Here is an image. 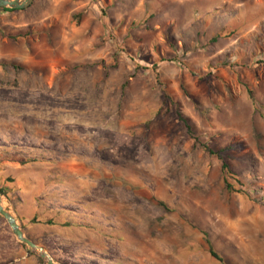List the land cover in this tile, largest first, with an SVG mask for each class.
Wrapping results in <instances>:
<instances>
[{"label": "rangeland", "instance_id": "rangeland-1", "mask_svg": "<svg viewBox=\"0 0 264 264\" xmlns=\"http://www.w3.org/2000/svg\"><path fill=\"white\" fill-rule=\"evenodd\" d=\"M0 25V195L26 237L60 264H221L205 231L264 264V0H34ZM0 264H46L1 216Z\"/></svg>", "mask_w": 264, "mask_h": 264}, {"label": "water", "instance_id": "water-1", "mask_svg": "<svg viewBox=\"0 0 264 264\" xmlns=\"http://www.w3.org/2000/svg\"><path fill=\"white\" fill-rule=\"evenodd\" d=\"M33 1L34 0H0V8L23 10L28 8L33 3ZM0 216L7 222L11 233L17 239V241L26 245L32 250H36L41 258L47 259L46 264H60L55 262L43 248L37 246L33 241L26 237L18 223L17 218L11 212H9L8 209L0 206Z\"/></svg>", "mask_w": 264, "mask_h": 264}, {"label": "trees", "instance_id": "trees-1", "mask_svg": "<svg viewBox=\"0 0 264 264\" xmlns=\"http://www.w3.org/2000/svg\"><path fill=\"white\" fill-rule=\"evenodd\" d=\"M0 11H1V12H13V11H16V10L6 9V8H0ZM0 33H1L2 35H6V32L1 28V25H0ZM0 64L3 65V66H5V65L10 66L11 68H14V69H18V68H19L15 63H12V62H10V63L1 62ZM180 119H181V121L185 124V127L187 128V131H188L190 134H192V133H193V132H192V127H191V125L189 124V122H188L186 119H184L183 117H181V116H180ZM205 149L208 150L209 153L219 156L220 159L222 158L219 152L212 151V150L209 149L207 146H205ZM221 168H222V171H223V172L225 173V175H226V177H225V179H224L226 189H227L228 191L240 192V191L234 190L233 185L228 181L227 176L232 177V176H233V173H232V171L230 170L228 164H227L224 160H222ZM0 192L4 193V192L1 191V190H0ZM202 234H203V236H204V240H205V242H206V244H207L209 255H210L213 259H215L216 261L220 262L221 264H225V260H224V258H223V257H222L217 251L214 250V248H213V246H212V244H211V242H210V240H209V238H208L207 233H206L205 231H202Z\"/></svg>", "mask_w": 264, "mask_h": 264}, {"label": "bare ground", "instance_id": "bare-ground-1", "mask_svg": "<svg viewBox=\"0 0 264 264\" xmlns=\"http://www.w3.org/2000/svg\"><path fill=\"white\" fill-rule=\"evenodd\" d=\"M127 148V147H126ZM123 149V148H122ZM128 152V151H127ZM131 152H132V150H131ZM140 152V151H139ZM120 153V152H119ZM123 153V152H122ZM122 153H120L121 155H123ZM128 154V153H127ZM105 155V154H104ZM126 155V154H125ZM123 157V156H122ZM135 157V156H134ZM130 158V157H129ZM127 160H129V159H126V161ZM132 160V159H131ZM134 161V160H133ZM133 164H134V162H133ZM0 206L1 207H3V208H6V209H8L9 210V212H11L10 211V207H9V204L4 200V198L3 197H0ZM48 254V253H47ZM45 260H47L46 258H45Z\"/></svg>", "mask_w": 264, "mask_h": 264}]
</instances>
